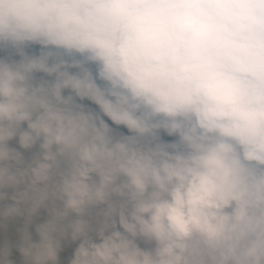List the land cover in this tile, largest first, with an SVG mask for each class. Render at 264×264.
Returning <instances> with one entry per match:
<instances>
[{
    "label": "clouds",
    "instance_id": "clouds-1",
    "mask_svg": "<svg viewBox=\"0 0 264 264\" xmlns=\"http://www.w3.org/2000/svg\"><path fill=\"white\" fill-rule=\"evenodd\" d=\"M0 264H264V0H0Z\"/></svg>",
    "mask_w": 264,
    "mask_h": 264
}]
</instances>
